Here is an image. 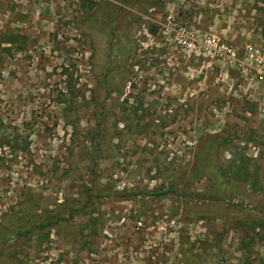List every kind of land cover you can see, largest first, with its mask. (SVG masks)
Wrapping results in <instances>:
<instances>
[{
    "label": "rangeland",
    "instance_id": "374dc122",
    "mask_svg": "<svg viewBox=\"0 0 264 264\" xmlns=\"http://www.w3.org/2000/svg\"><path fill=\"white\" fill-rule=\"evenodd\" d=\"M263 1L0 0V264H264Z\"/></svg>",
    "mask_w": 264,
    "mask_h": 264
},
{
    "label": "trees",
    "instance_id": "16d2710c",
    "mask_svg": "<svg viewBox=\"0 0 264 264\" xmlns=\"http://www.w3.org/2000/svg\"><path fill=\"white\" fill-rule=\"evenodd\" d=\"M149 7V6H148ZM151 7V5H150ZM262 26H261V35L264 38V1L262 3ZM90 26L92 25L93 29L97 32L104 33L106 27L101 24L98 20L89 24ZM100 83H104L105 85V91H108L109 94V89H106L107 87L110 86V79L109 75H105V77L99 79ZM98 115H99V121L96 124L97 129L91 134V136L96 137L101 134L103 131L102 125H103V113L105 107L100 104L98 106ZM94 155V154H93ZM91 156L92 161L94 160V156ZM234 163H236L235 160H233ZM214 164V169L217 172H219V176H223L226 174L225 171H222L221 168L217 166V159L215 158L212 162ZM217 167V168H216ZM207 174V171L204 169H199L197 171H193L192 174H190L191 178H199L203 175ZM223 174V175H222ZM229 175H231L233 178H240L241 175H248L246 173V167L245 166H236V170L230 173L229 170ZM94 186V185H93ZM93 191L101 195L102 197H116V198H121L123 199H131L132 197H137V196H146V197H153V198H165L169 194L171 195H177V192H174L173 190H161V191H148L144 192L141 194V192L138 193H133V192H110L109 194H103V191H100L99 189L96 188V186L93 187ZM75 211L71 210L68 211L63 205H60L58 209L56 210H50V211H45L41 214H32L29 215V217H20L17 219L14 225H12L9 228L2 229L0 230V256L5 252L6 248H9L16 243H18L21 239L23 238H30V237H44L47 236V232L50 231L53 227L58 225L59 223L66 221L67 219L71 218L73 213Z\"/></svg>",
    "mask_w": 264,
    "mask_h": 264
},
{
    "label": "built area",
    "instance_id": "2783aa9c",
    "mask_svg": "<svg viewBox=\"0 0 264 264\" xmlns=\"http://www.w3.org/2000/svg\"><path fill=\"white\" fill-rule=\"evenodd\" d=\"M215 42V40H208L207 41V44H212V43H214ZM247 59H254V61H259V62H261V60H259L258 59V57H257V55H256V52H255V54L254 53H250L249 55H248V57H247ZM256 67H258V66H256ZM258 73L262 76L263 74H264V72L262 71V70H260V71H258ZM261 78V77H260Z\"/></svg>",
    "mask_w": 264,
    "mask_h": 264
}]
</instances>
